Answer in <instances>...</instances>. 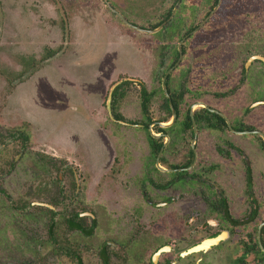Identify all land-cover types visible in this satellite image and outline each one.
I'll list each match as a JSON object with an SVG mask.
<instances>
[{
    "label": "flooded vegetation",
    "instance_id": "flooded-vegetation-1",
    "mask_svg": "<svg viewBox=\"0 0 264 264\" xmlns=\"http://www.w3.org/2000/svg\"><path fill=\"white\" fill-rule=\"evenodd\" d=\"M192 2L163 0L149 20L120 5L127 23L114 12L98 19L141 57L139 71L105 80L88 113H98V142L113 150L110 171L98 168L87 206L89 175L36 152L31 194H55L13 198L0 187V264H264V62L247 64L264 57L263 39L251 25L217 30L214 17L195 25ZM15 129L0 132V151L10 138L21 143L1 177L25 176L15 169L31 132Z\"/></svg>",
    "mask_w": 264,
    "mask_h": 264
},
{
    "label": "rangeland",
    "instance_id": "rangeland-1",
    "mask_svg": "<svg viewBox=\"0 0 264 264\" xmlns=\"http://www.w3.org/2000/svg\"><path fill=\"white\" fill-rule=\"evenodd\" d=\"M162 1L109 0L118 11L123 13L121 6L126 13L144 14L148 20L159 11ZM236 1L238 8L230 11L228 4ZM197 2L195 25L205 20L203 15L209 10L201 0ZM106 8L100 0H0V132L24 126L26 132H31L28 146H32L27 151L29 157L24 156L15 169L25 176H0V187L12 191L13 198L21 193L29 200H47L55 194L54 189L31 194L38 189L30 187L37 176H26L36 171L29 158L39 152L63 156L82 174H88L83 200L87 206L96 204L92 194L98 186L96 173L103 167L101 172L110 171L114 154L111 147L104 145L106 141L98 142V113H88L93 107L98 110L105 80L113 72L139 71L141 59L132 54L127 37L125 41L115 32L98 28V19L100 24L102 18L112 15ZM188 13V8L182 10V14ZM216 15L221 20L217 30L241 31L251 25L264 45V0H221ZM137 33L138 40L149 39ZM234 41L235 38L230 43ZM51 51H55L53 57L45 59ZM34 65L38 69L34 70ZM14 140L10 138L0 151L2 173L10 172L8 162L20 156L21 143ZM2 141L3 137L0 146ZM16 246L14 243L8 247L14 252Z\"/></svg>",
    "mask_w": 264,
    "mask_h": 264
},
{
    "label": "trees",
    "instance_id": "trees-1",
    "mask_svg": "<svg viewBox=\"0 0 264 264\" xmlns=\"http://www.w3.org/2000/svg\"><path fill=\"white\" fill-rule=\"evenodd\" d=\"M101 1V0H100ZM216 2H217V0H208L207 1V5L210 7L209 8V10L208 11H206L205 12V15H207L208 13H209V11L213 8V6L216 4ZM227 8L230 10V11H233L234 9H237L238 8V6H237V1L236 2H234V4L232 5V4H228V6H227ZM106 10L108 11V12H110L112 15H113V13H112V11L109 9V8H106ZM233 14H238V13H233ZM235 16V15H234ZM220 18L216 15V13L214 14V19L211 21L213 24V26H215V27H218V24H219V22H217L218 20H219ZM208 26V25H207ZM55 51H51V52H49L47 55H45V59H49V58H52L53 57V55L55 54L54 53ZM36 65H34V67H35ZM35 69H38V66L37 67H35L34 68V70ZM14 78H12V79H9L10 81H12Z\"/></svg>",
    "mask_w": 264,
    "mask_h": 264
},
{
    "label": "water",
    "instance_id": "water-1",
    "mask_svg": "<svg viewBox=\"0 0 264 264\" xmlns=\"http://www.w3.org/2000/svg\"><path fill=\"white\" fill-rule=\"evenodd\" d=\"M104 3L106 4V6L112 11L114 12L120 19H122L124 22L127 23V20L125 19V17L122 15V13L120 11H118L116 8L112 7L110 2L108 0H103ZM220 1H218V3L216 4V6L214 7L213 11L205 18V20L202 21V23L200 24V27H202L204 25V23L214 14V12L217 10L219 4H220ZM197 30V29H196ZM255 59H261L263 62H264V57L262 56H254L252 57L248 62L247 64H250L253 60Z\"/></svg>",
    "mask_w": 264,
    "mask_h": 264
}]
</instances>
